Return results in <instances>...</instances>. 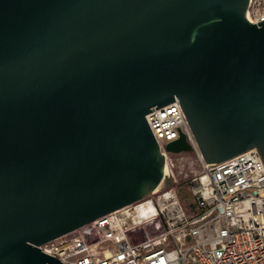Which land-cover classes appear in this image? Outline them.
<instances>
[{"label":"water","instance_id":"obj_1","mask_svg":"<svg viewBox=\"0 0 264 264\" xmlns=\"http://www.w3.org/2000/svg\"><path fill=\"white\" fill-rule=\"evenodd\" d=\"M249 2L0 0V264H63L39 245L158 190L154 106L179 99L207 163L264 161Z\"/></svg>","mask_w":264,"mask_h":264},{"label":"built area","instance_id":"obj_2","mask_svg":"<svg viewBox=\"0 0 264 264\" xmlns=\"http://www.w3.org/2000/svg\"><path fill=\"white\" fill-rule=\"evenodd\" d=\"M247 17L264 20V0H250ZM156 107L146 120L164 157L158 190L39 248L63 264H264L259 151L207 163L179 99ZM181 133L190 150L169 151ZM182 181L191 191L187 204L178 195Z\"/></svg>","mask_w":264,"mask_h":264},{"label":"rangeland","instance_id":"obj_3","mask_svg":"<svg viewBox=\"0 0 264 264\" xmlns=\"http://www.w3.org/2000/svg\"><path fill=\"white\" fill-rule=\"evenodd\" d=\"M178 195L184 203L187 204V202L190 201L191 191H190L189 185L186 184L184 181H182L178 186Z\"/></svg>","mask_w":264,"mask_h":264}]
</instances>
